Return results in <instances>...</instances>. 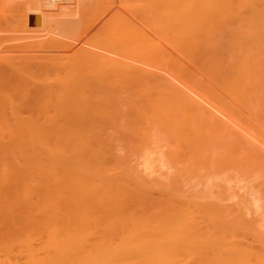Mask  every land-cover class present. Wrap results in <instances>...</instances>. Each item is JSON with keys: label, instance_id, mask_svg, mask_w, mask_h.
<instances>
[{"label": "bare ground", "instance_id": "6f19581e", "mask_svg": "<svg viewBox=\"0 0 264 264\" xmlns=\"http://www.w3.org/2000/svg\"><path fill=\"white\" fill-rule=\"evenodd\" d=\"M67 1L29 0L28 5L25 1L22 30L34 33L46 29L49 16L45 9ZM221 1L219 47L224 50L222 54H217L220 49L216 53L212 50V53H200L196 49L198 54L193 56L190 51L187 52L190 56H159L157 50L158 54L145 53L148 42L146 36L141 35L140 25L135 26L139 22L136 21L127 39L130 45H125L120 35L123 43L114 42L119 45L114 49L110 45L111 52L105 50L106 54L102 52V55L92 50L91 55L88 53L89 56L78 59L83 61L77 68L78 61L71 63L75 67L69 68V64L62 72L59 70L54 75L51 72L52 79L48 75L27 79L19 75V70L6 69L5 64V68H0V264H264V241L253 244L255 246L249 241H240L246 230L241 233L242 238L237 239L229 222L223 220L225 212L221 210L222 218L221 212L215 209L216 203L214 208L203 205L202 201L199 203L203 195L199 199V194L187 196L179 186L181 178H177L178 173H185L199 163L202 168H197L210 170L206 173L210 179L206 175L202 177L207 181L205 188L212 189L208 181L214 179L216 184L219 168L223 170L220 174L233 169L242 177L248 166L255 164L247 159L250 152L232 148L233 142L252 141L245 133L233 130L229 116H238L247 132L256 122L258 127L264 125V7L260 8L259 0ZM58 10L50 12V16ZM66 11L59 10L58 15ZM131 20L128 21L131 23ZM129 51L132 52L130 60ZM140 63L162 69L163 73L142 67ZM62 66L65 68L66 64ZM173 71L184 78V88L169 87L151 92L144 81L167 79ZM129 81H138L133 87V95L137 94L138 99L126 107ZM195 95L212 99L217 104L223 114L222 123L215 121L209 109L196 105ZM6 109L12 110V121L8 111L5 112L8 118H5ZM13 109L20 115L22 110H27L25 113L33 116H17ZM118 114L123 115L120 118L122 123L126 121L123 125L126 130L121 131L113 121V128L117 125L114 134H119L115 137L110 134L111 130L108 134L109 128L104 125L110 116L114 118ZM260 128L256 127L260 131L258 135L262 133ZM132 138L146 146L151 142L149 148L153 142H167L164 164L165 161L169 163V169L166 172L175 169L177 174L174 170L167 174H173L167 178L170 186L165 184L166 179L156 182L157 198L149 195L152 187L149 177L145 178L147 181L140 178L142 174L139 176L136 171L135 162H123L119 157L121 151L118 155L113 150L118 143L112 142L126 143ZM133 139L132 147H136ZM258 141L261 142L262 137ZM168 142L177 144L171 149ZM145 145L138 148L139 153H136L140 157L135 156L136 159L149 156L151 149L146 151ZM152 145L161 147L158 143ZM155 154L161 156V153ZM162 168L159 173L165 172V168L160 172ZM197 172L193 175L204 174ZM161 175L166 177V174ZM187 175L182 176L192 180V174V177ZM227 175L223 177L227 179ZM200 176L195 180L204 186L205 179L201 181ZM196 182L193 187L199 189Z\"/></svg>", "mask_w": 264, "mask_h": 264}, {"label": "rangeland", "instance_id": "374dc122", "mask_svg": "<svg viewBox=\"0 0 264 264\" xmlns=\"http://www.w3.org/2000/svg\"><path fill=\"white\" fill-rule=\"evenodd\" d=\"M25 1H27L26 4L28 5L29 0H0V60L3 61L2 64L0 62V68L5 66L6 69H8V68L12 69L15 72H17V70H19L18 71V72H20L19 75H21L24 78L27 77V79H30L32 77L33 80H36L39 77H44V75L45 76L48 75L49 78L51 77L50 79H52V77H53L52 75H54V72L56 73L59 70H61L60 72H62V70L68 68L69 64L75 63L78 61L77 62L78 64L77 63L75 64V66L77 68V66L80 65L83 61V60L80 61L81 60L80 58L84 59L85 55H87L89 52L92 54V50H93V52H96V51L99 52L100 51L99 52V54H100L102 52L105 53V50L107 52L108 50H110L112 48L114 49L115 45H119V44H116L114 42L119 41L118 43L122 44L123 42H121V41H123V40H122V37H120V35H123L125 45L128 46V45H130V43L128 44V40L131 37V35H129V34L130 33L132 34L133 30L135 29V26L137 27L139 25H140L139 30L141 32V35L146 36V39L148 42L147 43L148 45L146 44V47L152 46L150 49H149V47H147V48L145 47L146 48V49L144 48L146 50V51H144L145 53H148V51H150V53L153 52L154 54H158L156 52V50H157L159 52V54H158L159 56L164 55V54H171L173 56H178V55L179 56H184V55L190 56L187 54V52L190 51L191 53L189 52V54H191V56H193V55H196V53L198 54V51L200 53H203V52H208V51L210 52L212 50V52L215 51V53H216L218 51V49H220V51H219L220 53L218 52L217 54L224 53L223 52L224 50L222 51V48L219 47L221 44V14H220V9H221L220 7H221V2H222L221 0H167V1H164V0H69V1L64 2V3H59V5L56 4L53 8H50V9L49 8L45 9L44 8L45 6H41L42 8L45 9V11L48 10L46 12L48 13L49 17H47L46 23L47 24L49 23V24L46 28L47 30L42 28L43 32L39 30V31H35L34 33L33 32H25L24 30H22L24 28H23V25H21L22 24L21 19H22L23 14L26 10V7H27V5L25 4ZM33 1L35 2V0H33ZM255 1H257V0H255ZM257 2L258 3L260 2V5H261V7L259 5L260 8L264 7V0H259ZM64 6H65V8H64ZM122 8H124V9H122ZM56 9H59L60 11L61 10L62 11L67 10V11L65 12V14L63 12H61L58 15L59 10L57 11V14H54V13H56V12H54ZM262 10H264V9H262ZM50 12H54L53 13L54 15L50 16L52 14ZM133 14H134L135 20L132 18ZM115 16L117 17V19ZM127 16H130L131 19H133V20H131L130 17H127ZM109 17H111V18H109ZM122 19H125V20L121 21ZM126 20L127 21L131 20L132 22L130 23L129 21L127 22ZM136 21H139L140 23L137 22V25L134 26L133 24L136 23ZM46 23L44 25V28L46 27ZM113 24L115 26H113ZM128 26H129V28H128ZM132 26H134V29ZM122 28L127 34H125V32L122 30ZM119 33H122V34H119ZM46 34H48L50 36H48ZM128 36H129V39H128ZM162 37H164L165 40ZM115 38H118V39L116 40ZM119 38L121 40H119ZM39 39H41V40H39ZM162 40H164V41L162 42ZM35 41H37V42H35ZM111 43H114V44H111ZM110 45L112 46V48L109 49V47H111ZM102 47H104L105 49ZM194 47H195V49H194ZM204 48H205V50H204ZM162 50H163V52H162ZM201 50H202V52H201ZM109 52H111V50ZM212 52H210V53H212ZM97 53H93V55H96ZM131 53L129 51L128 60L131 59L130 58ZM89 54L87 56H89ZM108 54L110 55L111 53H107V55ZM102 55H104V54L102 53ZM58 57H60V58H58ZM78 59H80V60H78ZM57 60L58 61L60 60L61 62L63 61L64 64L61 62L58 63ZM132 61H133V59H132ZM40 62H43V63H40ZM44 62H46V63H44ZM128 62H131V61H128ZM36 63H37V65H36ZM56 63H58V65L61 67V69H59L60 67L58 65H56ZM53 64H55L58 68H55L56 66H54ZM65 64H66V67L64 68V66H62V65H65ZM143 64L140 63L139 65L142 67L144 66L145 68H149V66H147L146 64H144V65ZM8 65H9V67H8ZM17 65H19V66H17ZM72 66H74V64L73 65L71 64V66L69 65V68H71ZM52 67H53V69H52ZM54 68L56 69V71H54L55 70ZM28 69L29 70L31 69V70L29 71ZM149 69L157 71V72H161V70H162V69L158 70L157 68H155L153 66L152 67L150 66ZM27 71H28V73H27ZM40 71H41V73H40ZM51 72H53L52 75H51ZM34 73H36V76ZM42 73H44V74H42ZM161 73H163V70ZM29 75H30V77H29ZM144 81H145V83L148 84L151 92L157 91V89H161V88H169V87L184 88L186 86V84H185L186 82H185L184 78H182L181 75L177 71H173L171 76L167 79H162V78L150 79V78H148V79H144ZM137 82L136 81H129L128 82V91H127L128 96H127V101H126V107H129L138 99L137 94L135 96L133 95V94H135L133 87ZM147 87H145V88H147ZM127 102H128V106H127ZM195 103L199 107L209 109L210 112L213 113V116L215 117V121L222 123L223 114L218 109L219 107L217 106V104H215V102L212 99L206 100V99L200 97L199 95H195ZM7 111L10 114V112L12 110L6 109L3 113L5 114V112L7 113ZM13 111L15 112L16 109L15 110L13 109ZM19 111H21V108H19ZM19 111L17 110V112H15V113H17V116L24 117L23 116L24 114H26V116L28 115L27 110L26 111L22 110L24 113L22 112L23 114L21 113V115L18 114ZM25 112H27V113H25ZM210 112H209V114H210ZM15 113H14V116H15ZM29 113H33V112L30 111ZM9 114H8V116L10 117L9 119L12 121V117H13L12 114L13 113L11 112V115H9ZM30 115L33 116L32 114H30ZM30 115H28V116H30ZM120 116H122V118H123L122 114ZM120 116L118 114V115L114 116V118L110 116V118L107 119L108 121H106V124L104 126H106L107 129L109 128L108 134L110 133L109 130H111L113 132H111L110 134L113 135L114 134V128H115V130L117 129L116 128L117 125H115L116 127H114V128H113L114 124H113V126L111 125L113 121L116 124H118L119 127H121V131L126 130L125 127H123V125L125 126L126 121H125V123H122L121 120L123 121V119L120 118ZM5 118H8L7 115L5 116ZM9 119H7V120L9 121ZM229 119H230L229 124L233 128L234 131L245 133V136L252 141V142H233L234 145H232V148H235L236 151L239 150V148H240L241 150L245 151L246 153L250 152V155L247 159L249 162L250 161L255 162V164H254L255 166L253 165V163L250 166H248L249 168H248V171L246 172V175L244 174V175H242V177H241V175L237 174V172L233 169H229V170H232V172H229L227 170L229 173L225 172L223 174H220L223 172V170L219 168V172L220 171L221 172L220 173L218 172L216 174V177H215L216 184H218V182H217V180H218L219 185L216 186V184H214L215 182H213L214 179L212 180V178H211L212 182H210V180L208 181V184H210V183L212 184V185H210V186H212V189H211V187L209 188L210 191L208 188H205V186L207 184L206 178L208 177V175H206V173L208 174L210 170H207V169L205 170V168L199 169V168H202L199 163L198 164L195 163V167H193V169L195 170V168H196V170H195L196 174L199 173V172H197L198 170L203 172L204 174H200L201 176L200 175L196 176V174L193 175V173H195V171L192 168H190L189 170L188 169L185 170L187 173H188V171H190L188 173L189 175H187L186 172L183 173V171H181L180 173H178L177 178L182 179V180L180 179V181H178L179 186H180L181 190L183 189L184 192L186 191L185 193L187 196L190 195L189 193L192 194V196L190 195L191 197H194V196L196 197L199 194L197 196L199 199V198H201L199 196L203 195L202 198L205 197V199L204 198L199 199V203L202 204V202H203V205H206V206L209 205L210 207H213V208H214L215 203H216L217 207L215 206V209L217 210V212L219 213V212H221V210L225 212L224 213L225 217L223 216L222 212H221L222 215L220 213L219 214H220V216H222V218L224 217L223 220L225 222H227V223L229 222V224H228L229 227H232L233 233H235L234 236L236 235L235 236L236 238L239 237L237 239H240L242 237L243 238L246 237L248 240L246 238H244V239L242 238V240H240V241H243V242L246 241V243L249 241V244L251 243L252 245L253 244L259 245V241H264V193H262V191H264V184L259 183V182H264V134H262V133H264V130H262L264 128H260L264 125H260L258 127L257 122H256L255 123L256 125H254L253 129L252 130L250 129L251 132L250 131L247 132L246 125L241 121L240 118H238V116H234V115L231 117L229 116ZM11 121H9V122H11ZM109 122H110V124H109ZM259 122L261 123L260 120H259ZM259 122H258V124H259ZM262 123H264V122H262ZM255 126L257 128H260L259 130H261V132H262V133H259L260 135H258V132H260V131H257ZM256 131H257V133H256ZM246 133H249V134L252 133V134L246 135ZM117 134H118V132L115 133L114 136L116 135L115 137H117L119 135V134L118 135ZM252 135H254V136L257 135V136L254 137ZM261 137H262V141L259 142L258 140H261ZM243 138H245V137H243ZM257 138H258V140H255ZM132 139H131V142L129 140L130 143L126 142L127 144L125 142H119V141L112 142L114 145H116L118 143V145H116L117 148L113 145L114 146L113 150L114 151L116 150L115 152L118 155H119V152L121 151L120 152L121 154L119 157L124 159L123 162H125V161H127V163L131 162V161H132L131 163L135 162V163H133L134 167L137 169V170L136 169L135 170L139 171L138 172L139 176L141 174L143 176V177L141 176L140 178L145 179V178L149 177L148 181L149 182L151 181L150 183H152V187L154 186L153 189H152V187H150V190L151 189L152 190H151V192L149 190V195L152 198H157L159 195H158V191L156 192V190H157L156 188H158L156 182H159V181L163 182V179H164V181L166 179L167 182L166 183L164 182V183L167 184L169 181L167 179L169 175L167 176V174L168 173L170 174V172H172L173 170H174L173 172H175L177 174V171H175V169L171 170V168H170L171 171L166 172L167 169H169V167H168L169 163H167L165 161V164H164L165 149L168 150L166 148V147H168V145H166V147H165V144L167 142L166 143L165 142L161 143V141L156 142V143H158V146H161V147H157V145L153 146L152 144H156L155 142H153L151 144L152 148H149L150 147L149 144L151 142L146 143L149 145V147H148V145L146 146L144 144V142L138 143V142H136V141H138V139H133L134 140L133 143L136 145V147L135 146L132 147L133 146ZM120 143L121 144L125 143V144H122V146H127V147L122 148V146L119 145ZM160 143L163 145H161ZM168 143H170V142H168ZM129 144H131V145H129ZM176 144H175V142H171L169 144V146L171 145V149H173V148H175ZM141 145L142 146L145 145V147H143V148L147 149L146 151H149L151 149L150 150L151 152H149L148 157L147 156L145 157V155H143L144 161H143V158L141 156V159L144 163L139 158L140 154L136 153V152H138V148L140 150ZM118 147H120V148H118ZM146 147H148V148H146ZM153 147H156V148L153 149ZM123 149H125L126 151H124ZM152 149L155 151L157 150L158 154L161 153V156L156 155L155 153H157V152H154ZM160 149H162L161 152H160ZM129 150H130V152L128 153ZM181 150H182V147H181ZM152 151H153V153H152ZM125 152L127 155L124 154ZM122 153H123V155H122ZM145 153H146V155H148L147 152H144V154ZM150 153L152 154V156ZM153 154H155V156ZM124 155H126V156L129 155V157H126V156L124 157ZM138 155H139V157H137L138 159H136L135 156H138ZM130 157L132 160L130 159ZM145 158H146V161H145ZM157 158H160L161 161L158 160ZM127 159H129V161ZM133 159L134 160L136 159V160L134 161ZM138 160H140V162H142V164L140 162H138ZM136 162H137V164H136ZM150 162H151V164H150ZM155 162H157V163L155 164ZM161 162H163L162 166L160 164ZM244 162L245 161H243L242 164ZM131 163H129V164L132 166ZM164 165H167V166H164ZM139 166H141V167L143 166V168H141ZM144 166H146L147 169H144ZM157 166H159V167H157ZM251 166H253L254 168ZM155 167H156V169H155ZM162 167L166 169V170L164 169L166 173L161 172V171H164ZM197 167H199V168H197ZM159 168L160 169L162 168V170H160L161 173H159ZM254 169L256 171H253ZM146 170L147 171L149 170V172H146ZM251 170H252V174L250 175L249 173L251 172ZM175 173H174V175L177 176ZM190 173L192 174L193 177L191 176ZM143 174H145V176ZM161 174H166V177H164ZM179 174L180 175L185 174L187 176H190V177H192L193 181L188 177L187 178L185 177L186 178L185 179L182 175H181V177H179ZM226 174L230 175L229 177L227 175V179H225L226 176L223 177V175H226ZM232 174H234V176ZM205 175H206V178L202 177ZM219 175L221 177H218ZM231 175H232V177H231ZM171 176H173V174L170 175L169 177H171ZM199 176L202 177V179L200 178L201 181H203L205 179L203 181V183L206 181L204 186H201L199 184L200 182L199 183H198V181L196 182L195 178H198ZM182 177L184 178V180H186V183ZM209 177H208V179H210ZM213 178H214V176H213ZM242 178H243V180H242ZM145 180L147 181V179H145ZM190 180H191V183H190ZM181 182H183V183H181ZM194 182L199 184L200 190L194 189V187H196ZM221 183H222V185H221ZM186 184L190 188V191L187 190L189 188L186 186ZM193 184H194V187H193ZM246 184H248V185H246ZM260 184H262V186ZM183 185L186 186V188ZM245 185L247 186L248 190L249 189H252V190H249L250 192L248 190H246ZM252 185H253V187L254 186L255 187L260 186L259 188L256 187V189L257 190L259 189V191L261 193L259 191H257L255 188H252ZM167 186H170V184ZM242 186H243V188H242ZM222 187H224V188H222ZM197 188H198V186H197ZM206 189L208 190L210 195L208 194ZM184 192H183V194L185 196ZM247 192H249V194H247ZM194 193L197 195H195ZM203 193H206L208 195H205ZM247 198L252 199V201L248 200ZM205 200L209 201V202L205 203ZM211 200H212V202H210ZM241 201H242V203H241ZM207 203H209V204H207ZM211 204H214V205H211ZM224 205H226V206H224ZM225 214H227V215H225ZM226 216H228V217H226ZM241 216H242V218H241ZM226 219H228V220L226 221ZM232 220H233V222H231ZM246 222H248V224ZM236 224L238 226H236ZM257 228H259L258 231L256 230ZM234 229H236V230H234ZM237 230H238V232H237ZM253 231H255V232H253ZM241 233H243L242 237H241ZM250 233H251V235H250ZM239 234H240V236H239ZM253 237L255 238L256 242H258V243H256L255 240H252V239H254ZM250 239L254 243L250 242L251 241ZM253 246H255V245H253Z\"/></svg>", "mask_w": 264, "mask_h": 264}]
</instances>
